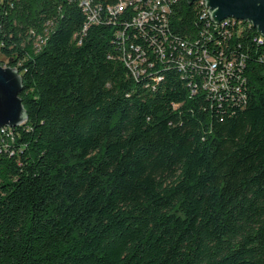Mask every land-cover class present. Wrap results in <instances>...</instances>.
<instances>
[{"label": "trees", "instance_id": "trees-1", "mask_svg": "<svg viewBox=\"0 0 264 264\" xmlns=\"http://www.w3.org/2000/svg\"><path fill=\"white\" fill-rule=\"evenodd\" d=\"M152 2L0 0V264H264V37Z\"/></svg>", "mask_w": 264, "mask_h": 264}, {"label": "water", "instance_id": "water-1", "mask_svg": "<svg viewBox=\"0 0 264 264\" xmlns=\"http://www.w3.org/2000/svg\"><path fill=\"white\" fill-rule=\"evenodd\" d=\"M189 5L200 0H186ZM213 23L225 19L248 22L264 37V0H202ZM22 80L18 69L0 65V128L17 127L26 120L19 97Z\"/></svg>", "mask_w": 264, "mask_h": 264}, {"label": "built area", "instance_id": "built-area-1", "mask_svg": "<svg viewBox=\"0 0 264 264\" xmlns=\"http://www.w3.org/2000/svg\"><path fill=\"white\" fill-rule=\"evenodd\" d=\"M83 4L84 5H86V6H88V2L87 1H84L83 2ZM126 4H119L118 6H117V11H121L122 9H123V7L125 6ZM152 5H153V7L154 8H156V7H160V0H153V2H152ZM202 6H203V4H201ZM151 14V12L150 13H144V12H142L141 14H139V17H138V22H143V21H147V19H148V17L149 16H151L150 15ZM208 16V15H207ZM209 17V16H208ZM210 19V18H209ZM211 23H213L212 21H211ZM188 54H190V50L188 51ZM192 64L193 65V67L195 68V66H196V62L195 61H193V60H189V62H188V64ZM149 67L150 68H152V66H150L149 65ZM214 68V66H210V69L212 70ZM213 86V85H212ZM214 89V87H212V90Z\"/></svg>", "mask_w": 264, "mask_h": 264}, {"label": "bare ground", "instance_id": "bare-ground-1", "mask_svg": "<svg viewBox=\"0 0 264 264\" xmlns=\"http://www.w3.org/2000/svg\"><path fill=\"white\" fill-rule=\"evenodd\" d=\"M200 2V5L201 4H203V6H204V8H205V10H206V14H207V8L205 7V4H204V1H202V0H200L199 1ZM120 4H127V2H122V3H120ZM208 15V14H207ZM225 20H227V19H225ZM231 20H235V19H231ZM242 21V20H241ZM220 23V22H219ZM219 23H212L213 25H217V24H219ZM211 24V23H210ZM250 24V23H249ZM251 25V24H250ZM252 26V25H251ZM186 67V66H185ZM182 68H184V65L182 66ZM3 128L4 127H2V128H0V129H2L3 130Z\"/></svg>", "mask_w": 264, "mask_h": 264}]
</instances>
